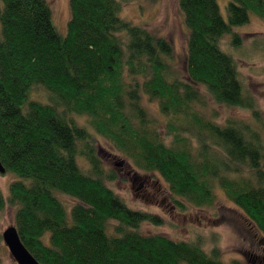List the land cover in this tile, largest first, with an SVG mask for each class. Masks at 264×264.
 <instances>
[{
  "label": "trees",
  "instance_id": "1",
  "mask_svg": "<svg viewBox=\"0 0 264 264\" xmlns=\"http://www.w3.org/2000/svg\"><path fill=\"white\" fill-rule=\"evenodd\" d=\"M129 1L69 0L62 37L47 0H0V163L14 176L7 197L0 189V212L15 209L13 225L40 264H225L200 236L143 234V224L161 226L162 218L129 208L108 186L117 177L75 116L136 168L160 177L180 212L213 207L218 185L264 236L257 133L248 139L246 127L219 125L196 110L205 93L217 106L257 115L221 41L229 34L230 49H239L233 28L252 14L264 20V0H229L226 20L217 0H178L188 31L183 78L172 75L168 40L120 17ZM36 87L46 102L31 98ZM143 98L167 118L164 135Z\"/></svg>",
  "mask_w": 264,
  "mask_h": 264
},
{
  "label": "rangeland",
  "instance_id": "2",
  "mask_svg": "<svg viewBox=\"0 0 264 264\" xmlns=\"http://www.w3.org/2000/svg\"><path fill=\"white\" fill-rule=\"evenodd\" d=\"M52 21L60 36L67 35L69 21V0H47ZM229 0H217L222 17L227 19L226 6ZM120 17L133 25L143 26L149 32L168 40L174 55L170 62L173 76L185 77L186 43L188 31L179 8L178 0H130L122 5ZM243 39L241 47L232 50L229 47L230 35L221 41L222 49L234 58L244 93L251 98L257 115L242 108L217 106L202 93L204 103L196 110L219 125L235 122L244 128L245 135L255 132L258 135L261 153L264 155V20L250 15L247 24L234 27ZM33 100L47 101V93L36 87L31 93ZM142 105L149 118L164 135L167 118L161 114L158 104L142 99ZM78 124L84 126L96 138L101 151L105 170L113 171L116 179L108 186L133 210L155 214L162 218L163 225L143 224L141 232L147 235H163L173 240L191 241L200 236L205 249L209 252L217 246L220 259L229 264L239 261L243 264H264V236L256 230L246 214L234 205L224 191L214 187L215 205L211 208L196 209L190 207L185 212L176 209L167 184L157 175L143 172L118 152L106 139L97 135L89 125L87 118L75 116ZM250 132V133H249ZM84 170L88 166L82 164ZM14 180L11 174H0V189L7 197L9 184ZM66 206L71 201L62 197ZM15 209L8 206L0 212V232L14 224ZM1 264H17L8 248L2 244Z\"/></svg>",
  "mask_w": 264,
  "mask_h": 264
},
{
  "label": "water",
  "instance_id": "3",
  "mask_svg": "<svg viewBox=\"0 0 264 264\" xmlns=\"http://www.w3.org/2000/svg\"><path fill=\"white\" fill-rule=\"evenodd\" d=\"M0 174H5V169L0 163ZM3 244L8 248L17 264H40L25 248L14 225L6 228L2 233Z\"/></svg>",
  "mask_w": 264,
  "mask_h": 264
}]
</instances>
